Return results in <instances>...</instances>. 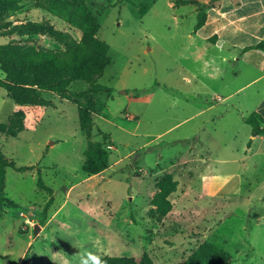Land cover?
<instances>
[{
    "label": "rangeland",
    "instance_id": "1",
    "mask_svg": "<svg viewBox=\"0 0 264 264\" xmlns=\"http://www.w3.org/2000/svg\"><path fill=\"white\" fill-rule=\"evenodd\" d=\"M82 1L109 45L110 62L98 78L104 89L91 95L99 109L88 135L77 105L46 92L53 105L25 107L27 129L0 135L7 158L33 166L5 169L11 201L0 208V264H21L25 253L26 264H81L88 253L143 252L154 264H180L204 240L229 253L232 264H264V137H252L244 120L264 83L246 85L241 65V88L225 97L224 83L201 72L186 47L184 30L196 21L191 3L182 15L166 0ZM2 15L11 25L45 20L81 37L36 0ZM6 27L0 44L24 39L63 47L47 32L5 34ZM233 65L227 62L228 75ZM87 86L76 80L69 88L79 93ZM15 108L0 86V121ZM89 140H104L109 153V166L94 175L82 169ZM38 169L51 191L38 185ZM166 172L178 184L172 210L158 219L151 198Z\"/></svg>",
    "mask_w": 264,
    "mask_h": 264
},
{
    "label": "trees",
    "instance_id": "2",
    "mask_svg": "<svg viewBox=\"0 0 264 264\" xmlns=\"http://www.w3.org/2000/svg\"><path fill=\"white\" fill-rule=\"evenodd\" d=\"M21 1L0 0V28L7 26L2 32L5 34L47 32L63 47L38 48L24 39H13L0 44V69L4 74V77H0V86L7 90L8 97L16 104L7 122L0 121V135L16 136L27 129L25 107L53 105V100L44 96L46 92H55L61 98L75 103L80 127L90 135L94 113L99 109L91 95L104 89L98 83V78L110 62L109 45L96 35L100 27L99 21L82 0H36L70 25L80 29V39L74 38L67 31L57 30L45 20H29L13 25L3 21L2 13L9 9H17ZM145 12L142 11L141 14ZM204 19L205 12L199 9L195 27H200ZM262 46L263 44L258 45ZM76 80L85 81L88 84L87 88L79 93L71 91L70 84ZM81 97L85 98L84 102L80 100ZM244 120L251 126L253 136L264 133V118L260 113L253 111L247 114ZM104 143V140H89L82 162V169L87 175L97 174L109 166V153L104 148ZM7 166L19 170L33 167L17 166L14 160L7 158L0 151V208L4 202L11 201L4 192ZM38 173V185L51 191V187L42 181L40 169ZM177 184V180L169 172L159 177L157 190L151 198V205L158 219L165 217L172 210L170 195L176 190ZM50 202L51 199L48 200L45 209ZM98 257L104 264H154L146 252L138 255ZM26 263L27 253L24 254L21 264ZM180 264H232V256L216 244L204 240Z\"/></svg>",
    "mask_w": 264,
    "mask_h": 264
},
{
    "label": "crops",
    "instance_id": "3",
    "mask_svg": "<svg viewBox=\"0 0 264 264\" xmlns=\"http://www.w3.org/2000/svg\"><path fill=\"white\" fill-rule=\"evenodd\" d=\"M166 3L182 11V15L189 13L185 7L191 3L196 21L199 9L205 12L200 27H195V21L184 30L186 47L193 59L201 62L204 75L224 83L225 97L241 88L235 80L238 77L235 70L241 65L248 73L246 85L264 83V0H166ZM259 44L263 46L258 47ZM227 62L234 64L230 75ZM252 108L264 118V91ZM252 137L261 139L264 133Z\"/></svg>",
    "mask_w": 264,
    "mask_h": 264
},
{
    "label": "clouds",
    "instance_id": "4",
    "mask_svg": "<svg viewBox=\"0 0 264 264\" xmlns=\"http://www.w3.org/2000/svg\"><path fill=\"white\" fill-rule=\"evenodd\" d=\"M89 261H91V264H104L98 256L93 255L92 253L87 254V259H84L83 257L81 258V264H88Z\"/></svg>",
    "mask_w": 264,
    "mask_h": 264
},
{
    "label": "built area",
    "instance_id": "5",
    "mask_svg": "<svg viewBox=\"0 0 264 264\" xmlns=\"http://www.w3.org/2000/svg\"><path fill=\"white\" fill-rule=\"evenodd\" d=\"M107 147H108V148H111V147H112V145H111V144H108V145H107Z\"/></svg>",
    "mask_w": 264,
    "mask_h": 264
}]
</instances>
